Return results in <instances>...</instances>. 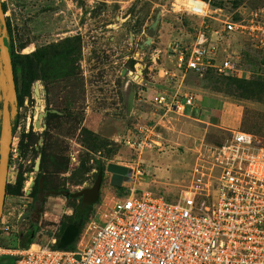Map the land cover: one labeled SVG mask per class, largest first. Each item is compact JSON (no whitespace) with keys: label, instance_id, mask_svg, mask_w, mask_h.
<instances>
[{"label":"rangeland","instance_id":"374dc122","mask_svg":"<svg viewBox=\"0 0 264 264\" xmlns=\"http://www.w3.org/2000/svg\"><path fill=\"white\" fill-rule=\"evenodd\" d=\"M177 1L1 0L6 9L4 18L11 24L15 52L28 54L75 35H80L82 45L78 76L35 82L31 97L20 109L11 111L12 116L19 117L12 137L17 152L10 156L7 167L1 249H22L19 239L23 243L51 244L58 238L61 223L73 222L82 195L98 196L95 203L85 205V211H79L86 221L95 217L101 202L109 204L121 195L128 184L114 186L107 167L115 164L136 170L137 154L124 143L128 130L153 128L160 145L142 153L140 169L151 170L158 181V193L169 200L177 198L190 183L198 158H207L212 147L230 136V130L246 131L264 140V48L246 37L221 32V25L212 19L203 21L179 10ZM205 1L235 21L250 11L264 9V0ZM208 29L219 31V57H235L239 71L234 75L187 71L178 72V76L175 66L179 52L193 43L200 31ZM20 44L25 47L19 49ZM160 69L172 71L175 78L159 77ZM16 73L19 76V70ZM179 80L194 98H219L217 109L223 120L233 125L206 130L200 121L192 119L195 116L169 113L161 118V111L151 100L162 92L165 83ZM8 90L0 60V100ZM195 100L192 105L196 107L208 109L211 105L207 98L202 103ZM185 107L187 115L190 107ZM154 111L159 118L152 117ZM23 130H31L36 140L25 138L20 149ZM44 149L54 154L45 156H54L57 164V172L49 181L63 186L52 189L60 192L58 195L36 199L32 191ZM63 163L65 169L61 171ZM20 174L22 188L11 193L10 187ZM45 180L44 175L42 182ZM148 186L149 180L143 187ZM43 190L49 188L43 185ZM13 261L5 255L0 264Z\"/></svg>","mask_w":264,"mask_h":264},{"label":"built area","instance_id":"2783aa9c","mask_svg":"<svg viewBox=\"0 0 264 264\" xmlns=\"http://www.w3.org/2000/svg\"><path fill=\"white\" fill-rule=\"evenodd\" d=\"M180 9L203 21L212 19L221 32L246 37L264 48V9L237 21L205 0H187ZM218 35L217 29L200 31L179 52L175 69L237 73L235 57H219ZM158 76L175 78L165 69ZM181 97L182 101L161 93L151 102L162 118L192 106V96ZM229 132L207 158H198L190 183L169 200L132 182L133 175H143L142 153L160 143L152 127L128 130L124 143L137 154L136 170L121 195L97 206L95 217L79 229L75 247L54 248L53 238L46 245L0 248V257H13V264H264V140L239 129ZM16 152L17 144L11 141L10 156Z\"/></svg>","mask_w":264,"mask_h":264},{"label":"trees","instance_id":"16d2710c","mask_svg":"<svg viewBox=\"0 0 264 264\" xmlns=\"http://www.w3.org/2000/svg\"><path fill=\"white\" fill-rule=\"evenodd\" d=\"M1 8L3 13H6L5 6L1 2ZM6 31L4 36V44L7 47L10 56V63L13 70V77L15 83V98L13 100L14 107L16 110L20 109L25 99L31 97L32 86L35 82L46 83L48 81L71 78L78 76L81 73L80 61L82 58V45L80 35L68 36L57 42H52L40 47H37L33 52L28 54H21L20 52L14 51V40L12 36V29L10 21L5 17ZM2 28V27H1ZM25 44H20L19 49H23ZM19 70V76H17L16 71ZM3 100V99H2ZM2 100H0V108L2 106ZM12 105L9 103L8 108L11 113ZM68 111V110H67ZM18 115L10 117V126H11V137L14 136L16 127L18 126ZM47 135V134H46ZM25 138L30 139L31 141L36 140L34 134L31 130L27 133H24V130L21 132L20 141L18 143V148H23V140ZM43 156L39 164V170L37 172L34 189L32 191V196L36 199H40L41 196L49 194H60V192L52 190L53 188L61 187L62 184L53 185L49 178L57 172V164L55 162L54 156H45V154L54 155L46 149L42 150ZM10 161V154H8L7 167ZM65 163L61 164V171H64ZM103 168L98 169V172L103 173ZM60 172V171H59ZM46 176V180L42 182V177ZM48 179V180H47ZM23 185L22 174L17 177L16 184L10 187L11 193L20 192ZM43 185L48 187L49 190H43ZM95 195H82L78 206L75 209L74 215H72L73 222L77 224L81 220V227L85 223V215H81L79 211L84 209L85 205L95 203L98 198ZM65 224H70L69 222H62ZM61 223V224H62ZM76 241V238L74 242ZM59 242V232L58 238L56 239L54 248H58ZM73 242V243H74ZM72 243V244H73ZM31 240H27L25 243L20 244V248H27L31 245ZM72 244L67 248H72ZM3 258V257H2ZM0 258V260L2 259Z\"/></svg>","mask_w":264,"mask_h":264},{"label":"water","instance_id":"95a60500","mask_svg":"<svg viewBox=\"0 0 264 264\" xmlns=\"http://www.w3.org/2000/svg\"><path fill=\"white\" fill-rule=\"evenodd\" d=\"M0 60L2 63V69L6 81L9 86V90L2 100L1 106V124H0V219L2 214V206L4 201V196L6 192V177H7V161L8 154L10 150V145L12 141L11 137V126L10 117H12L9 112L8 105H12L15 98V83L13 77V70L10 63V56L6 45L4 44V36L6 31L4 13L1 8L0 3ZM14 108L12 105L11 111ZM107 170L111 173V182L114 186H121L123 182H129L132 174L131 169L119 166L115 164H109ZM37 212V210L35 211ZM35 220V219H34ZM81 227V220L77 224H65L60 225V240L58 242L59 249H66L71 245L79 233Z\"/></svg>","mask_w":264,"mask_h":264},{"label":"crops","instance_id":"0c3cea01","mask_svg":"<svg viewBox=\"0 0 264 264\" xmlns=\"http://www.w3.org/2000/svg\"><path fill=\"white\" fill-rule=\"evenodd\" d=\"M178 72L179 71H177V75H178ZM171 80H173V79H171ZM173 84H175V82L173 83V81H170L169 84L165 83L164 87H162V92H159L158 94L164 93L169 98L178 96V98L181 101H182L181 95H190L188 90H187V87H185L184 84H181L180 80H179V83H176L175 85H173ZM142 92H144V91L142 90ZM206 98L210 100L209 102L211 104L208 109L204 108V107H201V106L196 107V105H192V106H189L190 107L189 108V113L187 115H186V107L184 108V111L182 113H173V114L178 115V116L179 115L180 116H185L187 118H191V117L195 116L192 119L200 121V123L203 125V127L206 130L219 128L221 124H226V125H230V126L233 125V123L232 124L229 123L228 119L224 121L223 120V115L221 114V111H219L217 109V106H219L220 101H221V100H219V98L214 97V96H202L201 97V96H197L196 95L195 98L193 97V100L196 99L195 100L196 102L202 103V101L204 99H206ZM193 109H196L195 110L196 112H194ZM130 110H132L131 105L129 106V114L131 112ZM151 115L155 119L159 118V116L155 113V111L152 112ZM203 117H205V118L203 119ZM142 172L145 174V176L144 175H142V176L133 175L132 182L135 183V185L139 189H147V190H150V191L158 194V181L153 179L154 176H153V173L151 172V170H149L148 168L144 167ZM149 175L152 176V177H149ZM147 180H149V186L148 187H143L144 183ZM2 257L3 256H1L0 258H2Z\"/></svg>","mask_w":264,"mask_h":264},{"label":"bare ground","instance_id":"6f19581e","mask_svg":"<svg viewBox=\"0 0 264 264\" xmlns=\"http://www.w3.org/2000/svg\"><path fill=\"white\" fill-rule=\"evenodd\" d=\"M186 2H187V0H178V1L175 2V3H176V5H177L178 7H185Z\"/></svg>","mask_w":264,"mask_h":264},{"label":"flooded vegetation","instance_id":"af4514ba","mask_svg":"<svg viewBox=\"0 0 264 264\" xmlns=\"http://www.w3.org/2000/svg\"><path fill=\"white\" fill-rule=\"evenodd\" d=\"M70 224H74V223H70ZM59 230H60V227H59ZM59 240H60V231H59ZM19 243H23L21 239H19L18 241ZM56 242V241H55Z\"/></svg>","mask_w":264,"mask_h":264}]
</instances>
